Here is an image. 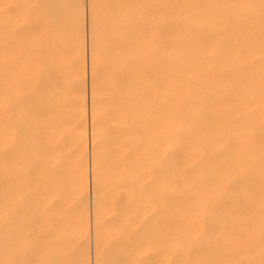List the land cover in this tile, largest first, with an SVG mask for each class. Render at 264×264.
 Listing matches in <instances>:
<instances>
[{"label": "bare ground", "instance_id": "obj_1", "mask_svg": "<svg viewBox=\"0 0 264 264\" xmlns=\"http://www.w3.org/2000/svg\"><path fill=\"white\" fill-rule=\"evenodd\" d=\"M48 1L0 0L1 264H28V159L41 170L46 264L67 191L90 232L85 0ZM88 1L95 263L168 264L176 252L179 264H229L208 258L217 247L264 264V0ZM64 136L83 156L69 190ZM214 210L233 211L231 225Z\"/></svg>", "mask_w": 264, "mask_h": 264}, {"label": "rangeland", "instance_id": "obj_2", "mask_svg": "<svg viewBox=\"0 0 264 264\" xmlns=\"http://www.w3.org/2000/svg\"><path fill=\"white\" fill-rule=\"evenodd\" d=\"M54 1H53L54 4L57 3V1L56 2H54ZM61 1H63L64 4H65V3H69L72 0H60V2ZM48 2H46L45 4H47ZM84 2H85V4H84V15H85L84 16V22H85L84 23V26H85L84 35H85V42L84 43H85V61L86 62H85V65H84L85 71H83V75L84 76L82 75V77H84L85 80L81 79V82H82V80L84 82L82 84H84L85 86L82 85L81 93L83 92L82 95H84V97L83 96L82 97H83V99L85 98L84 101H83L85 103L83 107H85V109H84L85 111L84 112L86 113L83 116L84 117L83 121L85 122V123L83 122V124H86V125H84V128L86 126L85 130H86V146H87L85 151L87 152V156L86 157H88V160L86 159V157H84L83 160L86 163V164L84 163V166H86V167L89 166L88 169L85 167V169H86L85 170V172H86L85 173V178H86V182H87V185H86L87 186V190L89 191V193L88 192L87 193L89 194L88 196L90 198L89 207H88V214H89L88 218L89 219L87 218L88 222H90V223H88V229L90 228L89 229L90 232L88 231L89 234H87V235H85L86 233L84 235H81V232L78 231L77 225H78V222H79V220H78L79 217H78V215L76 213H78L80 211V208L82 207V206H80L81 201H78L77 199H75L73 194H71V191L68 192L66 190V189H68V190L70 189V188H67V186L70 187L69 184H70V180H71V177H72V174H73L71 170H73V168L75 166L76 159L77 158H83V156H79V157L75 158V155L72 152L71 147H70V145H71L70 144V140L68 138L67 140H69V141L67 142V140H66L67 137L64 136L65 137L64 138L65 142L63 141V143L65 145L63 143H62V145L66 146L65 147L66 151L67 150L69 151V149H70V152L67 151V153H65L66 152L65 151L63 153L65 156L63 155V160L61 161V166H57V168L59 167L57 170H59L61 176L63 175L62 176L63 178H61V180L63 181L62 184L63 185L65 184V187H66L65 190L68 193V194L67 193L66 194H67V196L69 198L66 197V195H65V197L67 198V200L65 198V204H61V205L59 204L60 206H58L59 207L58 208L59 209L58 210L59 211L58 212L59 213V217L62 219V220L60 219L61 220L60 222H61V224L63 223L64 227H65L64 232L62 233V236H64V235L65 236L64 237L61 236L62 237L61 241H60L61 244L59 243V245L56 246L57 250H58L56 252V254L58 256H55L56 260H58L57 264H96L95 263V251H94L95 250V246H94L95 243H94V240H93L94 239V236H93L94 227L93 226H94V218H95L94 217L95 207H94V202H93V199H94V196H93L94 193L93 192L94 191H93V182H92V173H91L92 172L91 171L92 170L91 169V162H92L91 161L92 160V158H91V156H92V137H91L92 136V133H91L92 132V120H91L92 119V115H91L92 112H91V101L92 100H91V89H90L91 88V77H90L91 76L90 75V16H89V12L90 11H89V1L85 0ZM40 3L44 4L42 1ZM42 6L43 5H40V8ZM86 152H85V154H86ZM67 154H69L68 157H66ZM85 154H84V156H85ZM31 156H32V154H31ZM28 158H29V156H28ZM32 159H28L29 162H30V164L28 163V166L31 165V166L35 167V169H36V167L38 165H33V163H31V161H30ZM85 159H86L87 162L85 161ZM31 166H29L28 168L30 169ZM60 168H61L62 172H61ZM35 169L33 168V170H35ZM38 169L39 168L37 167V170H35V171H33L32 168H31L32 171L29 170L31 172V176H30L31 178L30 179L32 181L31 180L29 181L30 186L28 185L26 187V190H25L26 191V197L27 196L28 197L24 198L25 199L24 201L28 202V203H25V207H24L25 208L24 209V215L25 216L23 215L24 216V218H23L24 219L23 220L24 224L23 225H24V228L26 227V230H28V231H26V232H28V237H27L28 239L25 240L26 242H28V246H29V250L28 251H30V252L27 251L28 252L27 253L28 254L27 258L29 259L28 260V264H46L49 261H51V259H49V261L47 262V259H46L47 255H45V251L43 250L44 249V244L42 242L43 240H41L45 236V234H44L45 232H44L43 222H42L43 219H44L43 218L44 216L42 217L43 211H42V207H41L42 195L40 193L42 191V187H41L42 181H41V178H39L40 175H38L41 172V170H38ZM87 170H88V172H87ZM38 171H40V172H38ZM32 172H34V173H32ZM34 174H36V175H34ZM86 174H88L89 176L86 175ZM0 179H1V177H0ZM37 187H39V188L36 189ZM7 189L9 190V187H7ZM39 189H40V191H39ZM8 190H7V193L10 192L9 195H11V193L15 194V193H13L14 189H10L9 192H8ZM37 193H39V194H37ZM27 194H29V195H27ZM38 196L40 197L41 200L39 199ZM24 197H25V195H24ZM15 201H17V200H15V199L14 200H9L10 203H12V202L14 203L13 207L15 205ZM76 202H79V205ZM237 203H239L237 198H232L230 200V204L231 205H236ZM62 206H64V207H62ZM89 208H90V210H89ZM12 210H11L12 213H10V214L15 215L14 214L15 210H13V211ZM229 212H233V211H226V212H225V210H214L213 211L214 216L218 217L220 219L218 224H221L224 227H229L231 225V219L226 215ZM13 215H11V217ZM0 217H1L0 220H2V223H0V226H1V225H3V221L5 219L2 218L1 215H0ZM65 224H66V226H65ZM5 226L8 227L7 224L6 225L4 224V227ZM9 226H11V225H9ZM1 228H2V226H1ZM70 228H71V230H70ZM9 229L10 228L8 227V230ZM214 229H215V231H219L220 227L218 226L216 228V226H215ZM214 229L210 228V231H213ZM0 230L2 232L4 231L3 229H0ZM0 234L2 235V233H0ZM3 235H4V233H3ZM82 236H83V238H82ZM212 237H214L217 240H221L224 237V235L222 233H219V234H214ZM76 239H78V240H76ZM0 245H2V244L0 243ZM30 247H31V249H30ZM0 248H1V246H0ZM215 251L216 252L214 254L212 253V254L207 255L209 259H211V258H214V259H225L226 261H228L229 264H236V262H231V260H230L231 257H228V256H224L223 257V256H221L220 251H219V249H217V247H216ZM178 254L179 253L174 252L172 254V256L170 258L171 260H170V262L168 264H179ZM237 264H239V263L237 262Z\"/></svg>", "mask_w": 264, "mask_h": 264}]
</instances>
